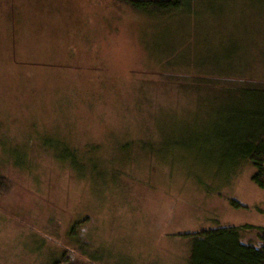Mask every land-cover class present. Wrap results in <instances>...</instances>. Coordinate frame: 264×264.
Listing matches in <instances>:
<instances>
[{
	"label": "rangeland",
	"instance_id": "rangeland-1",
	"mask_svg": "<svg viewBox=\"0 0 264 264\" xmlns=\"http://www.w3.org/2000/svg\"><path fill=\"white\" fill-rule=\"evenodd\" d=\"M234 81L264 86V0H192L167 16L119 0H0V139L33 148L28 168L0 160V264H188L178 234L217 226L257 244L252 166H210L218 85ZM42 141L58 156L78 147L103 177H77ZM78 220L95 262L68 238Z\"/></svg>",
	"mask_w": 264,
	"mask_h": 264
},
{
	"label": "trees",
	"instance_id": "trees-1",
	"mask_svg": "<svg viewBox=\"0 0 264 264\" xmlns=\"http://www.w3.org/2000/svg\"><path fill=\"white\" fill-rule=\"evenodd\" d=\"M128 5L132 10L146 15L167 16L177 10L185 9L192 0H119ZM190 77L189 74L185 75ZM187 81V80H186ZM187 83H189L187 81ZM192 85V84H190ZM214 87V85H210ZM220 93L226 96L227 102L221 109L220 114L224 118V126L215 128L214 154L221 153L215 161H219V166L210 165L218 173L227 170L230 175H234L243 164H250L253 168L251 181L259 188L264 189V86L251 85L249 83H237L232 85H218ZM204 89H206L204 87ZM39 149L49 153L52 157L70 167L75 175L84 179L87 176H102L99 165L95 163L91 155L85 158L78 156V147L65 146L62 156L54 153L48 141L37 142ZM130 145L124 146V151L130 150ZM92 147L90 150L96 151ZM17 148L9 145L0 139V160L11 163L18 168L30 167V157L33 148L23 147V156L18 154ZM87 149V151H90ZM123 151V148L121 147ZM210 159V161H214ZM127 158L123 159L124 165H128ZM94 161V162H93ZM97 161V160H96ZM224 161V162H223ZM214 164V163H213ZM99 168V169H98ZM224 168V169H222ZM98 169V170H97ZM226 171V172H227ZM8 179L0 172V194L8 188ZM235 207L242 204L237 200H231ZM81 222L78 220L72 224L68 232V238L72 244L91 262L98 259L96 250L89 249L88 242L80 238ZM245 227H254L248 225ZM241 226H217L203 228L193 232H184L180 235L189 241L188 264H264V229L255 228L257 231V244L243 240V230ZM76 243V244H75ZM91 250V251H89ZM69 259L63 257L53 258L48 264H68Z\"/></svg>",
	"mask_w": 264,
	"mask_h": 264
}]
</instances>
